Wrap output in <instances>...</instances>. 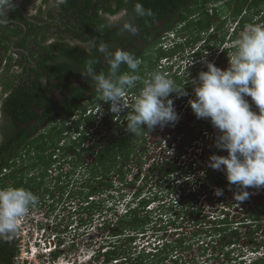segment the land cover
I'll list each match as a JSON object with an SVG mask.
<instances>
[{
    "label": "clouds",
    "instance_id": "obj_1",
    "mask_svg": "<svg viewBox=\"0 0 264 264\" xmlns=\"http://www.w3.org/2000/svg\"><path fill=\"white\" fill-rule=\"evenodd\" d=\"M65 0H33L30 9L33 13L38 11L42 13L46 12L47 9L51 7V4L59 5ZM53 4V5H55ZM14 7L13 0H0V26L6 25L8 19L6 12L9 8ZM126 9L121 10L116 15L119 17L122 15ZM134 12L137 16H152L153 12L151 9H145L143 5L139 2L135 4ZM264 15V13H262ZM258 18V17H257ZM262 17L258 18L261 19ZM47 20V18H46ZM21 26L25 27V32L28 30L27 24L20 23ZM20 26V27H21ZM183 24H179L176 28L173 26L168 30H164L160 33V41L155 45L156 49H163L167 54L162 56L159 60L162 69L161 72L156 71L150 74L146 79H142L138 74L137 70L140 66V60L132 53L125 51L123 49H117L114 52L108 50L106 44H100L98 46V51L104 54L105 60L109 65V72L106 75L103 72L97 74L93 68L94 61L89 60L86 62L85 71L82 74L84 77H90L96 86V91L99 94V99L103 103H98L97 105H89L87 111L82 114L81 110H76L74 115L65 121L64 126H73L76 120H80L84 115H98V111L103 107V113L105 114L106 104H109L108 111L114 116V122H117L121 116L124 114L126 119V130L131 134H139L140 130L147 127L148 130H153L155 127L160 126H173L179 129V132L185 136L182 132L186 127V122H181V118L187 113H191V109L196 115L197 119H208L210 120L214 129H216L219 135L215 142L209 141V143L218 148L216 154H213L209 158V166H207V171L205 175L201 178L203 180L204 186L202 189L207 191V188L211 186L217 187L215 194L221 196L223 193L230 189V185H235L238 191L234 192V197L231 195H226L225 202L228 209H222L225 212L224 217L212 218L211 213L206 216H210V220L213 223L212 230L215 234L212 240L215 238H220L219 245H215L214 254L218 252L223 246L227 245V258L231 257L232 253L237 254V260L229 259L224 260L223 264H255L261 260H264V254H253L260 250L261 246H264V236L260 244L256 246L255 244H249L251 248L245 250L241 245V238H237L236 232L239 228L245 227L247 230H252L250 225L251 217L243 216V207L241 202L245 201L250 193L247 191L248 188H261L264 187V21L259 24L246 25L244 30L241 32H235L237 27L236 22H230L223 27L227 29V33L221 36L220 43L212 42L214 38L212 37L213 31L209 28L208 30H202L201 32L194 30L193 33L183 32L181 28ZM123 29L130 32L132 35L138 33V28L131 22H125L123 24ZM239 33V34H238ZM235 35L239 36L236 37ZM227 38V39H226ZM82 41V40H79ZM218 41V39H216ZM84 43H90L91 41H82ZM84 48V47H83ZM86 49V48H84ZM87 50V49H86ZM172 52H175L174 54ZM8 52H4L5 57L2 61L3 66L7 63V74L9 70H13V65H10L11 59H15V55L7 56ZM228 62L229 66L227 69H222L221 63ZM121 65H126L130 70L129 72L120 73ZM171 67L169 71L167 68ZM173 75V77L168 78L167 74ZM14 74V73H13ZM177 75L178 77H175ZM13 76V75H12ZM82 78L76 80L79 84ZM137 81H141L142 87L139 90V94L127 92L128 89L134 87ZM46 82V81H45ZM180 82V83H177ZM178 84L180 87L176 86ZM5 91V90H3ZM10 90L6 91L8 97L10 95ZM170 94H177L180 106L178 108L174 107V102L169 99ZM126 95H136L132 101H127ZM5 99V98H3ZM88 104V103H87ZM98 108V109H96ZM1 109V107H0ZM90 110V112H88ZM102 115V117L104 116ZM98 118V116H97ZM102 119V118H101ZM100 119V120H101ZM99 121V119H98ZM194 119H191V122ZM61 119L55 122V126H62ZM100 123V121H99ZM184 125V127H183ZM45 126V125H44ZM46 128L42 127V130ZM190 128H196L190 125L186 128V131ZM197 129H199L197 131ZM203 128H196L194 133L195 138L191 142H185L180 150L181 156L183 153H188L189 147H193L192 151L198 153L196 150L201 145L199 144L198 137L203 134ZM83 131V126L80 130H75L73 126L71 130H66L63 132V138L59 142L57 149L53 155V165L50 166L52 169L50 172L60 173L63 167L66 169L71 166L72 171H75L78 167L82 169L87 166L88 176L91 177V171L89 170V165L83 164L82 167L72 166L71 164L65 163L66 156L64 153V148L67 145H72L73 140H77L80 133ZM193 132V131H192ZM205 132L203 135H206ZM211 135V133H210ZM210 135L206 138L209 139ZM207 136V135H206ZM92 140H87L85 142L90 143ZM84 142V143H85ZM94 144V141H92ZM211 147V149H212ZM60 148V149H58ZM203 153L204 150L208 148L207 145L201 147ZM210 149V150H211ZM63 152V156H57L58 152ZM222 151H226L224 153ZM220 152L221 155L218 154ZM133 160L139 159L138 155L134 152L131 155ZM56 161L62 162L56 165ZM194 162L197 163V167L194 166ZM204 158L201 155L194 157V159L188 164L174 166L170 163L171 171L167 174H162L157 183L156 189H152L151 183L146 187L138 185L144 181L143 174L140 173L138 177H129L128 180H117L114 176L111 178V172L108 179L104 180V183H111L110 186L100 185L96 189L97 191H108L104 193L108 198V201H112L109 207L110 213L118 214L121 208V203L125 204L126 211L119 214L117 219V224L110 229L112 220L108 217L109 212L105 213L106 216V227L103 228L102 232L110 233L106 235L110 242L101 245L99 252L95 256L99 259L104 256L107 264H125L128 258L122 260L123 254H130L134 246L131 242H136V246L139 248V257L137 261L141 260L143 264H174V262H168L170 257V251L167 250L169 244L168 234H176L180 229L178 227L182 226L184 223L179 225L182 220L181 216L185 212L175 213L170 208H167L165 204H162L161 200L168 197L169 194L164 193L161 195L159 193L161 179H165L167 183H170L173 177H182L187 174H192L197 172L198 169H205L203 165ZM7 167L2 169V172L7 171ZM114 177V179H113ZM59 179H63L62 173L58 175ZM101 176L95 177V181H101ZM50 181V177H48ZM140 179V182L136 181ZM87 180H89L87 178ZM199 180V179H198ZM62 181L61 189L64 188L66 191V183ZM92 181V180H91ZM93 182V181H92ZM193 180L185 181L184 184L187 186ZM118 183V184H117ZM126 184V187H124ZM89 186V184L87 183ZM118 185V187H117ZM140 186V190L137 193L123 191L125 188L130 189V187ZM152 187V188H151ZM91 188V187H90ZM117 189L120 191V195H115L112 190ZM201 189V190H202ZM53 190V189H52ZM92 188L89 190V192ZM155 193H153V192ZM88 192V193H89ZM125 193L124 197L122 193ZM75 193V191H74ZM87 193V194H88ZM86 194V216L87 222L81 223L77 219V226L91 225L93 222V202L87 198ZM63 196V194H61ZM76 195V194H74ZM74 195L68 192L66 196L69 200L67 206L76 214V210L73 205ZM104 196L103 194L100 195ZM71 197V199H70ZM99 197L96 201L101 200ZM197 197V195H196ZM210 197V195L208 196ZM195 198V195L192 196ZM232 198V199H231ZM125 199V200H124ZM124 200V201H123ZM37 202V197L29 190L25 188L16 187H6L0 188V238H10L9 240L13 243L16 253L18 240H15L13 236L22 230V226L26 224L27 217L22 218L26 212L29 213L31 206L35 205ZM109 203V202H108ZM158 203V204H155ZM220 202L218 201V204ZM149 204L155 206L149 208ZM56 211L42 210L41 215L30 216L27 221L32 219L33 222L37 220L40 223V229L49 225V220L57 221V226L54 230L57 232L68 231V227L60 224L62 221L61 211L62 207L56 205L54 207ZM92 210V212H90ZM98 211V209H96ZM213 211V210H212ZM214 211L221 213L219 206L214 208ZM64 213V211H62ZM190 212L191 216L197 213L194 210H187ZM79 214V213H77ZM88 214L90 216H88ZM241 214L243 217H241ZM133 215L146 217V224L138 225V228H133L134 226H126L127 228L120 231L119 221L123 219L131 220ZM176 215V216H175ZM99 217H103L101 214ZM103 217V218H104ZM225 218L229 220L225 222ZM207 218L205 217L204 220ZM18 220L21 222V226L17 225ZM23 220V221H22ZM257 220V219H256ZM97 221V220H96ZM257 224L261 228V222L257 220ZM140 227V228H139ZM176 227L177 230L170 231V228ZM190 227V226H187ZM155 230V231H153ZM188 238L186 239V244L189 248H195V245L203 239L207 242L205 235V229H193L186 230ZM164 232V235L162 234ZM247 236L251 232H244ZM45 234L50 235L49 232ZM218 234H220L218 236ZM110 235V237H108ZM111 236H116L111 238ZM128 238V251L122 250L120 253V247L117 246L116 240L119 238ZM223 237L224 240H222ZM91 238H95L94 235ZM61 239V238H60ZM225 239L231 240L230 243H224ZM145 241H149L145 243ZM199 247H206L202 244H197ZM106 249L103 251L102 249ZM118 251L117 256L107 259V255L110 251ZM219 249V250H218ZM63 249H58L54 253L56 255H62ZM190 252V251H189ZM184 254V259L181 260L180 264H205L203 261H211L208 264H213L215 256H210L204 251H197V256L190 258L192 256L191 252ZM252 253V254H251ZM16 255V254H15ZM249 257V261H244V256ZM198 256H202L199 258ZM205 257V258H204ZM221 258V256H220ZM190 259V260H187Z\"/></svg>",
    "mask_w": 264,
    "mask_h": 264
},
{
    "label": "trees",
    "instance_id": "obj_2",
    "mask_svg": "<svg viewBox=\"0 0 264 264\" xmlns=\"http://www.w3.org/2000/svg\"><path fill=\"white\" fill-rule=\"evenodd\" d=\"M137 2L141 3L145 9H151L153 15L137 16L134 12ZM60 5L62 7L61 19L68 18L74 22L73 26L64 28L60 39L51 43H45L48 40V35L45 32L40 33L38 31L41 34L38 39L40 49L37 51L36 56L34 53L30 54L36 59L37 68L31 64L30 55L22 53V62H19L22 67L18 75L19 84L16 86V78L14 77H11L5 83L4 90H12L10 95L4 99L3 105V112L8 122L7 125H11V130L8 131L5 128L3 145L4 147L6 146L5 144L10 145L6 149L0 150V171L5 167L11 168L15 166L18 162L15 159L18 156L19 159H23V154L26 153L32 154V149H35L36 153L29 156L31 161L30 164H27L28 168L34 169L39 166L38 163L40 162L41 166H46L48 169L51 166V162L54 161L53 155L63 138V132L71 130L73 126L78 131L83 126V131L77 140L72 139L73 144L67 145L65 147L67 148L66 150L73 151L78 147H82L85 141H93L91 127L98 122L96 115H84L70 127H66L64 124L67 119L74 115L76 110L80 109L82 114H84L90 104L103 103L99 99L97 91H94L96 89L95 82L90 77L82 76L86 62L89 60L94 61L93 68L97 74L100 72L108 74L109 65L105 60L104 54L98 51L100 44H106L108 50L112 52L117 49H123L134 54L140 60L137 74L143 79V74L149 67L154 72L157 69L165 70L161 68L159 60L167 54L161 48L155 49V53H151L150 44L152 39L156 37V45L160 41V33L170 29L171 26L176 28L179 24H183L181 28L183 32L193 33L194 30L199 32L208 30L212 25L225 27L230 21L236 22L235 32L237 33L246 25L264 21V15H262L261 19L255 20L256 15L264 13V0H65ZM123 9L128 12L126 14L127 21L122 19L120 23L111 25L106 16L116 15ZM48 15L53 16L54 14L49 11ZM40 19L41 21L43 20L42 18ZM125 22L134 24L138 28V33L132 35L124 30L123 24ZM30 24L27 22L30 30L35 31V23L31 24L33 25L32 27H30ZM80 25L83 27H79ZM22 30H24L23 26L19 27L18 30L15 28L14 33H20ZM65 30L72 33L73 37L75 36L78 40L91 41V49L85 50L64 40L63 33L66 32ZM235 36L239 38V36ZM23 42V39L20 40L19 45L24 46ZM5 47H7V50L10 49L8 44ZM172 53L174 54L175 52ZM3 55L0 54V68L5 57V54ZM60 56L67 57L70 61H66V63L60 62ZM10 65L14 66V63H10ZM167 69L170 71L171 67L168 66ZM129 71L126 65H121L120 73ZM167 76L168 78L173 77L169 72ZM174 76L178 77L177 75ZM80 78L83 80L77 84L76 80ZM142 86L141 81H137L136 85L128 89L127 92L138 95ZM105 106L107 111L99 123L102 125V129L112 127L114 123V116H111L112 114L108 111L109 104ZM190 115H195L193 110L182 117L181 122H185ZM58 119H61L62 126H53L51 122H56ZM126 119L127 117L123 114L116 123L122 121V125L126 126ZM49 123V128L46 127L42 130V127ZM190 123L191 120L181 130L185 133L187 142L193 141L196 136L194 132L186 131ZM38 130L40 134L32 138V135ZM125 131L124 129L123 132ZM120 134L118 138L111 140L109 144L104 146L100 152L97 151L99 157L89 167L91 171L89 187L92 190L87 194V198L97 191L96 189L100 184L107 187L111 185V183H104V180L108 178L111 172L123 168L119 165L120 156L123 159H128L135 152V147L132 143L137 141L140 133L138 135L130 134L128 137L122 136V133ZM17 143L19 146L16 145ZM94 144L99 147L102 143L96 142ZM94 144L87 148V152L95 153ZM14 145L16 148H14L13 153H16L12 155ZM216 150L218 151V148ZM218 154L221 155L220 152ZM11 157H14V159L12 160ZM22 165L19 164V169L22 167V170L19 171V181L15 183L16 188H28L27 190L34 195L36 191L40 190L42 184L46 186L47 190H50L46 179L48 171L45 170L46 173L34 175V183L33 179H30L31 176H27L25 167ZM17 175L16 170L6 177H0V186L3 187L7 179L13 180ZM97 176L102 177L101 181H95ZM25 177H28V182H25ZM36 177L39 178V181ZM91 180L93 181L92 183H90ZM122 180H124V176H122ZM63 189L65 190V188H62L61 191ZM94 203L96 202H93V205ZM123 221L121 219L119 223ZM118 229L120 231L123 230L121 224H119ZM1 239L0 264H14L16 250L13 243L11 244L8 238ZM117 250L110 251L107 259L117 256ZM257 263L264 264V260Z\"/></svg>",
    "mask_w": 264,
    "mask_h": 264
},
{
    "label": "flooded vegetation",
    "instance_id": "obj_3",
    "mask_svg": "<svg viewBox=\"0 0 264 264\" xmlns=\"http://www.w3.org/2000/svg\"><path fill=\"white\" fill-rule=\"evenodd\" d=\"M33 0H13V5L14 7H11L7 10L6 12V16L8 19V23L6 25L0 26V54L2 56H4V52H8L7 56H11V55H15V59L11 60V62H14V68H17L20 72L21 70V65H19V62H22V58H23V54H28L30 55L31 53H34L35 56L37 55V51L40 49V46L38 45V39L41 37V32H45L46 35H48V40L45 43H51V42H55L57 40L60 39V36L62 35V31L64 28H71V26H73L74 22L69 20L68 18H64L61 19L60 14L62 12V7L59 4H55L56 2H54L53 4H51V7L49 9H47L48 13L49 11H52V15H48L46 12L42 13L40 11H38L37 13H33L30 9V6L32 5ZM128 12L125 11L122 15H120L119 17L116 16H110L107 15L106 17L108 18L109 22L111 25L114 24H118L121 22L122 19H124L125 21H127L126 19V14ZM262 17V14L256 15L255 20H258V18ZM3 17H0V19H2ZM42 18L43 20L41 21ZM47 18V20H46ZM28 23H35V31H31L30 28H28V30L25 32V30H22L20 33L18 32L17 34L14 33V29L16 28L17 30L19 29V27L21 26L20 23L22 24H27ZM67 23V24H65ZM261 22L256 23L260 25ZM30 24V27H32L33 25ZM23 26V25H22ZM29 27V25H27ZM82 25H80L79 27H81ZM26 27V26H25ZM24 27V29H26ZM83 27V26H82ZM172 27V26H171ZM210 29L213 31V34L216 33V38H214V40L212 42L214 43H220L221 42V36H224L227 33V29H224L223 27H217L216 25H212L210 27ZM245 28L241 29V32L244 30ZM40 31V33L38 32ZM66 32L63 33L64 35V40L69 41L72 45L77 46V47H81L83 48L81 45H78L77 42H82L79 41L75 36L73 37V34L68 32L67 30H65ZM24 40V46L19 45V41L20 40ZM216 39H218V41H216ZM155 41H156V37L154 39H152L151 44H150V52L151 53H155ZM10 45V49L7 50V47H5L6 45ZM88 47H85L87 50L91 49L90 47V43H88ZM85 49V50H86ZM29 57V56H28ZM30 62L33 65V67L35 66L37 68V64H36V59H34L31 55H30ZM59 61L60 62H64L66 63V61H70L69 58L67 57H63L60 56L59 57ZM16 63V64H15ZM27 65V63H25ZM4 64H2L1 68H0V81L3 82L2 83V89L4 90L5 87V83L11 79V77L16 78L15 79V83L16 86L17 84H19V73L16 74V76H12L15 75V73H11L13 72V70H9L8 71V75H11L6 81H4V77H6L7 75V63L5 66H3ZM229 66L228 62H224L221 63L219 67H221L222 69H227V67ZM151 67L147 68V70L144 72L143 74V79H146L150 76V74H152L154 71L152 69H150ZM157 71L161 72L160 69H157ZM83 78V77H82ZM13 79V78H12ZM83 80V79H82ZM81 80V81H82ZM84 82V81H83ZM82 82V83H83ZM176 86L180 87L178 84H176ZM12 90L9 91V93H11ZM96 91V89L94 90ZM0 96H3L4 98H6L7 96V92H1ZM139 94V93H138ZM99 96V94H98ZM169 99H172L174 102V107L178 108L180 106L179 101H178V96L177 94H170ZM3 105H4V99L2 100L1 103V109H0V150L6 149L10 144H5L6 146L4 147L3 143L5 140L4 137V133L6 132V130L10 131V127L11 125H7V119L4 115L3 112ZM192 110V109H191ZM194 119V123L193 121L191 122L192 126H195L196 128H203L202 133L204 134L205 132H207V136L201 134L198 138L199 144L202 146L207 145L208 148L206 150L203 151V153H200L201 157L204 158V160L207 161V163L209 164V158L211 155L216 154V144L214 143V146L212 147V145L209 143V141L211 142H215L217 136L219 135L218 131L216 129H214V127L212 126L210 120L208 119H197L196 115H190L187 119H186V123H189L191 119ZM100 121V120H99ZM99 121L97 122V124L93 127H91V133L93 136V141L94 143L96 142H101L102 144L99 147H96V145L94 144V149H95V153L94 152H87V148L91 145H93L92 143L89 144L87 142L83 143L82 147H78L76 149H74L73 151H68L66 150L67 148H64V153L66 156V161L65 163L71 164L72 166H81L83 164L85 165H93L98 157H99V153L100 150L106 146L107 144H109L111 142V140H114L115 138H118V135L120 133H122V136L124 137H128L130 136L131 133H129L126 130V126L122 125V121L119 123L114 122L113 126L110 127V130H108L109 132H107L106 129H102V125L99 124ZM51 124L54 126L55 121L51 122ZM46 127L49 128L50 123L45 125ZM43 126V127H45ZM184 127V125H183ZM5 128H7L5 130ZM125 129L126 131L123 132V129ZM145 129L140 130V135L139 138H137V141L132 143V145L135 147V153L136 155H138L139 159H135L133 160V158H128V159H123L120 156L119 159V165L121 167H123L121 170L115 171L113 172L115 175L114 177L117 180H122V176H124V180H128L129 177L133 178V177H138L141 174H143V179L148 178L149 181H151V185L153 186L152 189H156L157 187V183L159 182V178L162 174H167L169 171H171V167H170V163H172L174 166L178 165L179 163V153L180 150L182 148V145L187 142V140L185 139V136L182 137L183 135L179 132V129L176 127L172 126H164V127H160L157 126L155 127L153 130H148L146 126H144ZM199 129H197L198 131ZM194 132L196 131V129L194 128H190L189 130H187V132ZM211 133V135H210ZM40 134V131L38 130L37 132H35L32 135V138L37 137ZM121 135V134H120ZM209 137L206 138V137ZM91 136V137H92ZM100 136V138H99ZM17 146H19V144H16ZM85 147V148H83ZM212 147V149H211ZM14 148L15 145L12 148V155H14L16 152L13 153V150H15ZM92 148V149H93ZM60 149V148H58ZM211 149V150H210ZM19 150V149H17ZM32 154L30 153H26L23 154V159H21V161L19 162V156L15 159L17 160V166H12L11 168H8L6 172H2L0 171V177H6L9 174H11L12 172H15L17 170V177L12 179H7L6 180V184L2 187V188H6V187H15V183L17 181H19V171L22 170L19 169V164L20 165H24L25 167V173L27 174V176H31L30 179H33L32 181L34 182V175L40 174L43 172L48 171L46 174V179H47V185L49 184V188L50 190H47L46 186L44 184L41 185L40 190L36 191V197H37V202L35 205H33L34 207H37L39 209H43V210H51V211H56L55 208H51L54 207L56 205H59V207H62V211L68 210L70 208V206H67V204L69 203V199L67 197L64 198V201L60 200L59 195L63 194L65 195V190L63 189V191H61V186L62 184L60 183L57 184V187L51 185V181H48V177H51L49 171L52 169L51 167H49L47 169L46 166H41L40 162L38 163L39 166H37L34 169L28 168L27 164H30L31 158H29L30 155H34L36 153L35 149H32ZM39 152V151H38ZM224 153H227L226 151H222ZM19 153V151H18ZM79 153L80 156H79ZM90 156V157H89ZM89 157V158H88ZM11 159L13 160L14 157H11ZM26 161V163H25ZM37 162V160H35ZM22 163V164H21ZM25 163V164H24ZM62 162L56 161V165H59ZM22 165V166H23ZM53 165V162H51V166ZM16 168V170H15ZM15 171H14V170ZM124 172V175H123ZM83 173H84V177L86 176L85 180H84V187H83V193H84V199L86 200V194H87V178H88V172H87V166H85L83 168ZM53 176V175H52ZM25 182H28V177H25ZM36 179L39 181V178L36 177ZM108 179V178H107ZM61 182L63 181L62 179ZM64 182V181H63ZM83 182V181H82ZM35 183V182H34ZM53 184V183H52ZM230 189L228 191L225 192L226 195H231V197H234V192L238 191L237 187L235 185H230ZM64 184H63V188H64ZM1 188V186H0ZM25 188V187H24ZM28 189V188H26ZM53 189V190H52ZM247 191L250 193L249 197L241 202L243 209V216H248L251 217V221L252 224L250 225V227L252 228V230H247L246 232H251L248 236L246 233L245 234V238L247 239V242L251 243V244H255L256 246H258L260 244V241L263 240L264 236V187L261 188H248ZM68 195V194H67ZM66 195V196H67ZM71 199V197H70ZM232 199V198H231ZM67 200V201H66ZM82 198L79 199V205L78 203L76 204V206H74L75 208V212H76V220L79 218L80 214L82 215L80 217L79 220H84L81 221V223H85L87 222V216H86V201L83 200L81 201ZM75 203V201H73V204ZM31 206V205H30ZM61 211V217L62 219L65 218L64 213ZM84 211V212H83ZM68 212V211H67ZM92 212V210L90 211ZM79 213V214H77ZM241 214V217H243ZM84 217V218H83ZM143 217L140 216H135L133 215V217L131 218V220H126L123 221L121 224V226L123 227V229L127 228L126 226H134L133 228H138V225H144L146 224V222H142ZM261 222V228L259 227V225L257 224V220ZM228 218H225V222L228 221ZM183 223V220L180 221L179 225H181ZM255 224V226L253 227V225ZM68 227V225H67ZM140 228V227H139ZM180 228L176 234H172V237L168 238L169 239V244L166 245L167 246V250L170 251V257L167 259L168 262H174V264H180L181 260L184 259V254H186L187 250H191L189 248V245L186 244V239L188 238V236L186 235L188 233V231L186 232V230H193V229H188V227L186 225H183L178 227ZM243 227L239 228V232L237 231L236 233L238 234L236 237L239 238L241 236L240 231L242 230ZM245 228V227H244ZM246 229V228H245ZM210 236H213L215 234V232L213 230H210L208 233ZM79 235H81L79 233ZM223 237L222 240H224ZM242 240V237H240ZM10 239V238H9ZM1 238H0V242H1ZM231 240L229 239H225L224 243H230ZM12 244V243H11ZM199 244V243H198ZM241 244H243V242L241 241ZM196 251H204L206 253H208L210 256H215L213 262H218L217 264H223L224 260L227 259V245L223 246L218 252H216V255L214 254L215 251V247H214V243L212 241H210L208 243V246L206 247H199L197 244L195 245L194 248ZM189 252V251H188ZM192 256L190 258H194L195 254L193 252V250L190 251ZM189 252V253H190ZM197 256V255H196ZM221 256V258H220ZM199 258H201L202 256H198ZM187 258V257H186ZM185 258V260H186ZM190 260V259H187ZM226 264V263H224ZM258 264V263H255Z\"/></svg>",
    "mask_w": 264,
    "mask_h": 264
},
{
    "label": "built area",
    "instance_id": "obj_4",
    "mask_svg": "<svg viewBox=\"0 0 264 264\" xmlns=\"http://www.w3.org/2000/svg\"><path fill=\"white\" fill-rule=\"evenodd\" d=\"M135 96L136 95H126V99L127 101H132ZM103 109L104 108L101 107L97 112L99 120L104 114ZM88 112H90V110H88ZM192 149L193 147H189V152L183 153L179 157V163H181L182 165L188 164L194 159L195 156H197V154L200 155L202 151L201 147L196 149L199 151L198 153H194ZM203 165L206 167L205 169H198L197 172H193L192 174L189 173L182 177H173L170 183H167L165 179H161L160 182L162 184L159 186V193L161 195H163L164 193L169 194L168 197H165L161 200L162 204H165L167 208H170L175 213L184 211L185 214H182L181 216L182 220L188 219L190 221H193V223L186 225L190 226L188 227V229H205L207 231H210L213 228V223L211 221H208L211 217L206 215H208V213H214L212 215V218H217L219 216L224 217L225 212L222 209H228V206H226L225 202V193H223L221 196H217L215 194L217 187L211 186L207 188V191L202 189L204 183L201 178L205 175L207 166H209V164L206 160H204ZM194 166L197 167V163L194 162ZM188 180H193L194 182L186 186L184 182ZM112 191L117 196L121 193L117 189H114ZM123 191L129 193L131 192L130 189L127 188H125V190ZM194 195L195 198H192V196ZM209 195L210 197H208ZM218 201L220 202L219 204ZM108 202L112 204V201ZM148 206L149 208H151L153 204H149ZM217 206H219L221 213H218V211H214V208H216ZM126 210L127 209L125 208L124 203H121V208L119 209L118 214L110 213L108 209V217H110L109 219L112 220L111 227H109L110 229H113V227L117 224L119 214ZM187 210H194L197 213L191 216L190 212H186ZM108 217H102L101 220H97L99 222L95 221L94 226H99L102 230H104L103 228L106 227V218ZM205 217L207 218L206 220H204ZM27 223L28 222L26 221V224ZM33 223L34 224L32 225L22 226V230L18 232L15 237L13 236L15 240L22 242H18L17 244L18 250L16 255L14 256V264H107L104 256H101L99 259H96L95 256L99 252L101 245L104 244V237H106V235L110 233V230L105 233L101 230L100 237L96 236L95 238H91V235L93 234H91L90 231L88 232L87 229L90 228L92 224L91 226L87 224L83 225L84 232L79 235L77 232H57L56 230H54V227H58L56 225L57 221H54L52 219L49 220V225L45 226L42 229H40V223L37 220H35ZM17 225L21 226V222L19 220L17 222ZM254 226L255 224L253 225V227ZM73 229L74 231H77L76 228ZM169 230L175 231L177 230V228L173 227ZM207 231L205 235L208 234ZM45 232H49L50 235L45 234ZM219 235L220 234H218V236ZM115 237L116 236H111V238ZM209 237L212 238L213 236ZM148 242L149 241H145V243ZM212 242L215 245H219L220 238H215V240H212ZM199 244L208 246V241L206 242L202 239ZM58 249H63L61 251H64V253L62 255H56L54 252ZM102 250L105 251L106 249L104 248ZM27 252L30 254V256H25V253ZM256 253L264 254V246H261L260 250L254 252L253 254Z\"/></svg>",
    "mask_w": 264,
    "mask_h": 264
},
{
    "label": "rangeland",
    "instance_id": "obj_5",
    "mask_svg": "<svg viewBox=\"0 0 264 264\" xmlns=\"http://www.w3.org/2000/svg\"><path fill=\"white\" fill-rule=\"evenodd\" d=\"M212 37L213 38H216V33L215 34H212ZM77 44L78 45H81L84 48L89 46L88 43H84V42H77ZM11 73H15V75H16L17 73H19V70L17 68H14L13 69V72H11ZM10 76L11 75H8L7 74L6 77H4L3 80L6 81ZM2 83L3 82L0 81V93L1 92H6V91H3V89H2ZM3 98H4L3 96H0V107H1V103H2ZM172 128H173V126H172ZM121 129H123V128H121ZM106 130H107V132H109L108 130H110V127L107 128ZM123 131H124V129H123ZM99 138H100V136H99ZM91 143H92V141H90L89 144H91ZM58 153L59 154H57V156H60V157L63 156V152L62 151L61 152H58ZM20 161H21V159L19 160V162ZM66 167H67L66 169L63 167V170L60 173H58V174H56L55 171L54 172H50V175H51V177H50L51 185L57 187V184H59V185H60V183L62 184V182L61 181H58L57 180L58 178H56L58 175H60L62 173L63 179H64V181L66 183V191H65V195H63V196L61 194L59 195L60 200L64 201V198L66 197V195L68 194V192H71V193H73V195L76 194V195H74L75 205H73V206H76L77 203L79 205V203H80L79 202V199L80 198H82L81 201L85 200L84 199L85 198L84 197V193H83V187H84V184L83 183H84V180H85L86 176L84 177V173H82V169L80 167H78L75 171L70 170L71 169V166L70 167L66 166ZM111 174H112L111 175V178H112V176H114L115 174L114 173H111ZM89 178H90V175L88 176V179ZM113 179H114V177H113ZM138 182H140V179H138L136 181V183H138ZM87 183L89 184V180H87ZM90 183H92V181H90ZM150 183H152V182L149 181L148 178H146V179H144V181L142 183H140L138 185H141V186H145L146 185V187H147ZM138 185H136L135 188L134 187H130V190H132L133 193H137L140 190V186H138ZM124 187H126V184H124ZM90 189L91 188L87 185V189H86L87 190V193L89 192ZM74 191H75V193H74ZM107 192L108 191H103V192L100 191V192H98V193H101V194L104 195L102 197L100 196L101 194L100 195L99 194H95V195H93L92 198L89 197L91 199L88 198L91 202H94L99 197H101V200H99L98 202L94 203V205L92 204L93 205V208H94V210H93V212H94L93 219L94 220L92 222V226L90 225L91 227L87 229L88 232L90 231V233L93 234L95 237L96 236H99V237L101 236V230L102 229L99 226L95 227L94 226V223H95L96 220H101V217H99L101 214L103 215V217L106 216L105 213H107V211H108V209H109V207L111 205V203H108V198L104 194V193H107ZM153 193H155V192H153ZM124 195H125V193L123 192L122 193V196L124 197ZM35 196H36V193H35ZM155 204H158V203H155ZM153 206H155V205H153ZM96 209H98V211ZM41 213H42V210H38L37 207H34L33 205H31V209H30L29 213L26 212L25 215L23 216V218L26 216L27 217L26 219H28V217H30V216H32V217L34 215H37L38 216V215H41ZM75 215L76 214L72 210H71V212H67V210H66L65 213H64L65 218L62 219V221L59 222V223L65 225V226L68 225V231L71 232V233L72 232H74V233L77 232L78 234L79 233L82 234L84 232V227L83 226H77L76 225L77 224V220L75 219L76 218ZM81 216L82 215L80 214V216H79L78 219H80ZM88 216H90V215L88 214ZM145 218L146 217H143L142 218L143 219L142 222L145 221ZM25 221H27V220H25ZM184 221H185L184 222V225H189V224L193 223V221H190L188 219H186ZM27 222H28L27 224H24L25 226L34 224L32 219L28 220ZM97 222H99V221H97ZM98 225H99V223H98ZM73 228H76L77 231H74ZM153 231H155V230H153ZM244 232H246V229L243 227L242 230L240 231V234H241L240 237H242V240L241 241L243 242V244L241 246L245 250H248L249 248H251V246H249L250 243L247 242V239L245 238ZM207 233H209V231H207ZM162 234L164 235V232H162ZM168 235H169V236H167L168 238L172 237V234L171 233H169ZM108 237H110V235ZM115 240H116L117 246L120 247L119 248L120 249L119 250L120 253H122V250L128 251V248H130L128 246V242L130 241L128 238L124 237V238H119V239H115ZM206 240L209 243L210 241H212V238H210L209 236H206ZM104 241H106V237H104ZM19 242L22 243L21 241H19ZM107 242H110V240L107 239V241L105 243L108 244ZM131 244L134 245V246H132L133 247V250L130 252L129 255L128 254H123L124 253L123 252L121 254L122 255V260L124 261L125 258H128L127 261H125V264H143V262L141 260L140 261L139 260L137 261V259L139 257V248H138V246H136V242H131ZM190 249L193 250V252H194L195 255H197V251L193 247H191ZM191 250H187V252L188 251H191ZM27 255L30 256V254L28 252L25 253V256H27ZM229 259H232L231 261H233L234 259L237 260L238 259L237 258V254L232 253L231 254V257L230 258H227L226 261H228ZM244 261H249V257L247 255L244 256ZM203 262L205 264H208L211 261L210 260L209 261L205 260ZM217 263L218 262H213V264H217Z\"/></svg>",
    "mask_w": 264,
    "mask_h": 264
}]
</instances>
